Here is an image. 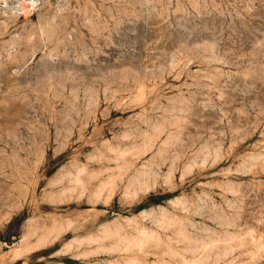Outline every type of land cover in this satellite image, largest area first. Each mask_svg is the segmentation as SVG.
<instances>
[{"label": "rangeland", "instance_id": "obj_1", "mask_svg": "<svg viewBox=\"0 0 264 264\" xmlns=\"http://www.w3.org/2000/svg\"><path fill=\"white\" fill-rule=\"evenodd\" d=\"M0 264H264V0H0Z\"/></svg>", "mask_w": 264, "mask_h": 264}]
</instances>
